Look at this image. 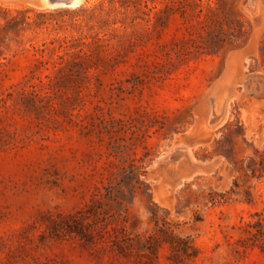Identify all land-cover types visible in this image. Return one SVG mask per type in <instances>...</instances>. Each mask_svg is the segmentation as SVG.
Here are the masks:
<instances>
[{
	"label": "rangeland",
	"instance_id": "374dc122",
	"mask_svg": "<svg viewBox=\"0 0 264 264\" xmlns=\"http://www.w3.org/2000/svg\"><path fill=\"white\" fill-rule=\"evenodd\" d=\"M12 15L0 264H176L139 245L152 211L185 264H264V0H0Z\"/></svg>",
	"mask_w": 264,
	"mask_h": 264
},
{
	"label": "trees",
	"instance_id": "16d2710c",
	"mask_svg": "<svg viewBox=\"0 0 264 264\" xmlns=\"http://www.w3.org/2000/svg\"><path fill=\"white\" fill-rule=\"evenodd\" d=\"M33 11V9H27L26 12ZM39 17H45L47 12L41 10L37 12ZM25 24H29L26 21V17H19L18 15H12L6 18L4 23H0V47L2 41L11 33L20 35L22 30L25 29ZM2 53V51H0ZM255 160V159H252ZM249 169V168H248ZM103 197L108 199H117L116 186L108 185L105 187ZM90 213L94 216L95 223L104 221L105 217L101 216V212L98 206L93 205ZM200 218H196L199 220ZM151 220L154 222V227L148 235L139 236L138 241L140 247L144 249L154 250L163 243H167L171 249V259L176 264H185L187 259H190L196 255L195 246L192 244V240L189 236H182L175 232V223L169 221L164 216H159L157 211H152ZM253 237L257 238V233H253ZM130 235L127 231H124L123 240L129 241Z\"/></svg>",
	"mask_w": 264,
	"mask_h": 264
},
{
	"label": "water",
	"instance_id": "95a60500",
	"mask_svg": "<svg viewBox=\"0 0 264 264\" xmlns=\"http://www.w3.org/2000/svg\"><path fill=\"white\" fill-rule=\"evenodd\" d=\"M35 1L40 5L47 4L50 7L69 6L71 4V0H35Z\"/></svg>",
	"mask_w": 264,
	"mask_h": 264
},
{
	"label": "bare ground",
	"instance_id": "6f19581e",
	"mask_svg": "<svg viewBox=\"0 0 264 264\" xmlns=\"http://www.w3.org/2000/svg\"><path fill=\"white\" fill-rule=\"evenodd\" d=\"M81 0H71V4L72 6L77 5Z\"/></svg>",
	"mask_w": 264,
	"mask_h": 264
}]
</instances>
